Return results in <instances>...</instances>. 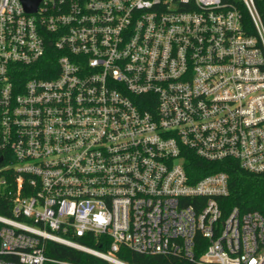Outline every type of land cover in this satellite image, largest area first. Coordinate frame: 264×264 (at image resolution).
Returning a JSON list of instances; mask_svg holds the SVG:
<instances>
[{"label":"built area","instance_id":"1","mask_svg":"<svg viewBox=\"0 0 264 264\" xmlns=\"http://www.w3.org/2000/svg\"><path fill=\"white\" fill-rule=\"evenodd\" d=\"M24 1L0 0V264H264V216L224 218L229 176L186 168L264 172V0Z\"/></svg>","mask_w":264,"mask_h":264},{"label":"trees","instance_id":"2","mask_svg":"<svg viewBox=\"0 0 264 264\" xmlns=\"http://www.w3.org/2000/svg\"><path fill=\"white\" fill-rule=\"evenodd\" d=\"M186 168L193 182L198 181L206 175L218 172H224L229 176L230 194L219 200L224 218L234 208H238L242 215L257 211L264 216V172L252 173L246 171L236 160L229 159L222 162H208L195 155L189 157ZM2 201L0 200L1 203ZM0 213L10 215V213L2 211L1 207ZM76 240L90 248L107 252L104 238L97 239L87 235ZM207 245L208 241L199 235L196 241L197 257L204 252ZM46 255L52 260L66 264H110L88 253L54 242L47 243ZM118 257L130 264H197L180 257L144 255L127 249H122L118 253ZM47 264L60 263L48 262Z\"/></svg>","mask_w":264,"mask_h":264},{"label":"water","instance_id":"3","mask_svg":"<svg viewBox=\"0 0 264 264\" xmlns=\"http://www.w3.org/2000/svg\"><path fill=\"white\" fill-rule=\"evenodd\" d=\"M39 0L24 1V6L27 11H36Z\"/></svg>","mask_w":264,"mask_h":264}]
</instances>
